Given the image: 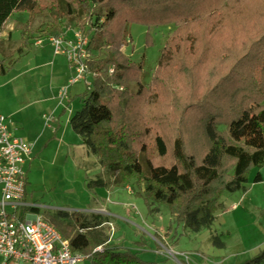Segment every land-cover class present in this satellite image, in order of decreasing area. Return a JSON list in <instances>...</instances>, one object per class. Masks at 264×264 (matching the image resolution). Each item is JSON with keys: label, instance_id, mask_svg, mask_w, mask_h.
Wrapping results in <instances>:
<instances>
[{"label": "trees", "instance_id": "16d2710c", "mask_svg": "<svg viewBox=\"0 0 264 264\" xmlns=\"http://www.w3.org/2000/svg\"><path fill=\"white\" fill-rule=\"evenodd\" d=\"M19 12L29 18L20 32L18 57L12 61L0 48V75L32 49L33 39L60 35L62 16L69 23L89 22V29L82 31L89 35L87 64L96 76L82 108L70 118L72 130L106 173L89 185L130 186L148 205H168L174 219L193 232L211 230L223 207L221 197L243 189L251 169L264 166V0H55L51 7H41L37 0H0V31ZM46 13L56 14V26L33 30L34 18ZM128 22L174 24L154 74L172 67L178 51L188 60L192 55L210 60L215 54V60L218 55L224 60L219 69L209 71L206 82L189 76L184 86L191 93L187 106L195 115L188 117L189 112L183 122L201 127L207 146L203 152L187 145L180 133L170 149L158 134L152 144L154 157H145V138L132 125L117 124L118 87L126 83L132 64L121 48ZM111 67L113 72L105 74ZM169 151L175 162L162 164ZM254 180L262 182L261 174ZM47 215L74 253L91 254L105 247L90 255V264H155L130 250L108 246L100 230L108 217ZM209 240L225 247L216 232ZM243 264H264V249Z\"/></svg>", "mask_w": 264, "mask_h": 264}, {"label": "rangeland", "instance_id": "374dc122", "mask_svg": "<svg viewBox=\"0 0 264 264\" xmlns=\"http://www.w3.org/2000/svg\"><path fill=\"white\" fill-rule=\"evenodd\" d=\"M37 1L41 7H51L55 0ZM28 18L27 12L16 13L0 31V48L12 61L18 57L20 32ZM56 20L55 13L36 16L31 28L44 29ZM61 20V34L89 29L88 21L83 25L81 21L69 23L65 16ZM124 28L121 48L132 64H128L126 83L118 87L114 106L117 124L128 123L138 130L140 138H145L149 152L143 154L145 157H154L152 144L158 134L165 137L170 149L180 133L187 145L203 152L207 146L201 127L183 122L189 112L188 117L195 115L187 106L191 93L184 86L190 81L189 76L206 82L211 77L209 71L219 69L218 64L224 60L219 55L215 60L216 54L211 61H200L199 55L188 60L178 51L172 67L154 74L162 50L175 30L174 24L128 22ZM39 39L43 38L33 39L32 49L7 74L0 75V116L6 118L16 136L35 142L34 157L26 166L25 199L38 205L48 221V212H64L70 217L91 213L108 217L109 223L100 229L109 239L107 245L130 250L155 264H243L264 249V166L251 169L243 189L221 197L223 207L217 212L212 229L200 232L177 222L168 205H148L130 186H90L91 180L106 173L70 125L72 115L82 108L88 86L84 81L71 85L61 104L58 93L69 85L73 71L64 57L53 55L49 45L44 46L43 54L36 47ZM54 62L63 69L60 78L54 75ZM93 78L88 77L87 81L92 82ZM191 81L194 83V79ZM140 85L142 92H138ZM261 103L264 104V97ZM52 115L55 120L47 124L44 116ZM223 129L219 127L220 131ZM160 162L174 163L171 151ZM257 173L262 182H255ZM214 232L221 235L224 248L210 242ZM104 249L98 246L91 254H84L87 260L82 264H90V255Z\"/></svg>", "mask_w": 264, "mask_h": 264}, {"label": "built area", "instance_id": "2783aa9c", "mask_svg": "<svg viewBox=\"0 0 264 264\" xmlns=\"http://www.w3.org/2000/svg\"><path fill=\"white\" fill-rule=\"evenodd\" d=\"M45 41L73 71L69 85L58 93L62 104L71 85L84 81L90 86L88 77L96 76L87 64L89 35L72 29L69 34L39 39L36 46H43ZM113 70L111 67L109 74ZM44 117L47 124L55 120L53 115ZM34 149L35 142L16 136L6 118L0 116V264H82L87 256L74 253L40 207L25 199L26 166L34 157Z\"/></svg>", "mask_w": 264, "mask_h": 264}, {"label": "crops", "instance_id": "0c3cea01", "mask_svg": "<svg viewBox=\"0 0 264 264\" xmlns=\"http://www.w3.org/2000/svg\"><path fill=\"white\" fill-rule=\"evenodd\" d=\"M45 45H49L50 48H52V46L49 43H45L42 47L39 46V48H41L43 50L42 51L43 54L46 53V50L44 49V48H46V47H44ZM36 47H38V46H36ZM51 51L53 52V49H51ZM53 55H54V53H53ZM54 56H56V55H54ZM53 72H54V75H56V77L58 76L59 78L63 74V69H62L61 65H58V62L53 63ZM233 207H234V205H233Z\"/></svg>", "mask_w": 264, "mask_h": 264}]
</instances>
